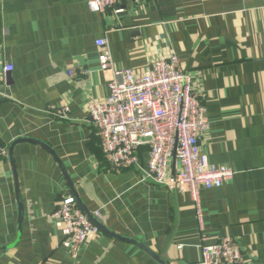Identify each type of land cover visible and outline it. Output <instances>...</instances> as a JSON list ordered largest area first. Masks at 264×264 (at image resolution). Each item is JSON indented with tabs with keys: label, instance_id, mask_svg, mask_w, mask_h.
<instances>
[{
	"label": "crops",
	"instance_id": "0c3cea01",
	"mask_svg": "<svg viewBox=\"0 0 264 264\" xmlns=\"http://www.w3.org/2000/svg\"><path fill=\"white\" fill-rule=\"evenodd\" d=\"M87 2L0 0V264H159L102 231L71 258L51 215L74 194L110 232L166 264H197L203 239L226 237L245 264H264V0H138L104 13ZM99 37L112 69L143 74L175 54L190 77L209 122L200 151L234 172L222 187L199 190L201 220L188 193L105 163L86 109L108 96L112 77L98 68ZM18 139L50 148L72 188L58 160L28 142L14 146L15 180L8 149ZM138 154L146 167V150Z\"/></svg>",
	"mask_w": 264,
	"mask_h": 264
},
{
	"label": "built area",
	"instance_id": "2783aa9c",
	"mask_svg": "<svg viewBox=\"0 0 264 264\" xmlns=\"http://www.w3.org/2000/svg\"><path fill=\"white\" fill-rule=\"evenodd\" d=\"M137 1L88 0L87 8L93 13H104L120 3ZM94 46L99 71L112 72L108 96L90 100L86 105L105 163L116 171L138 170L141 182L188 193L201 220L199 190L222 187L233 178L234 172L227 167L212 166L200 151L199 141L209 129V122L205 108L193 93L190 77L179 68L175 54L154 59L147 71L136 74L130 69H112L106 38H97ZM12 70L11 65L2 68L5 74ZM68 75L75 76L73 71ZM140 149L148 154L146 167L140 163ZM6 154V148H0V157ZM92 215L98 221L101 219L98 212ZM51 220L73 259L100 233L72 196L61 199ZM199 250L197 264H245L240 246L231 237L211 245H206L203 239Z\"/></svg>",
	"mask_w": 264,
	"mask_h": 264
},
{
	"label": "water",
	"instance_id": "95a60500",
	"mask_svg": "<svg viewBox=\"0 0 264 264\" xmlns=\"http://www.w3.org/2000/svg\"><path fill=\"white\" fill-rule=\"evenodd\" d=\"M6 76H9V73L6 74ZM21 142H28V143H34V144H37L38 146H41L42 148H45L53 157H55L57 160V156L56 154L50 149L48 148L47 146H45L44 144H42L41 142H38L36 140H32V139H18V140H15L9 147L8 149V160H9V163L11 165V168H12V172H13V176L16 180V172H15V165H14V160H13V149H14V146L18 143H21ZM58 164L60 166V169L62 170L63 174L65 175V178L67 179L69 185L71 186L72 188V185L69 181V178L66 174V171L64 170L61 162L58 160ZM17 186V184H15ZM18 187V186H17ZM74 194V193H73ZM78 207L80 208V210L83 212V214L95 225L99 228L100 231L110 235L111 237L113 238H116L118 240H121V241H125V242H129V243H132L136 246H138L140 249H142L143 251H145L150 257H152L154 260H156L159 264H166L163 260H161L156 254H154L153 252H151L149 249H147L146 247H144L143 245L139 244L137 241L135 240H132V239H128V238H123L121 236H118L112 232H110L107 228H105L102 223L100 221H98L96 218L93 217V215L91 213H89L83 206V204L81 203V201L79 200V198L74 194L72 196ZM18 207H19V212H20V219H22V206L20 203H18Z\"/></svg>",
	"mask_w": 264,
	"mask_h": 264
}]
</instances>
